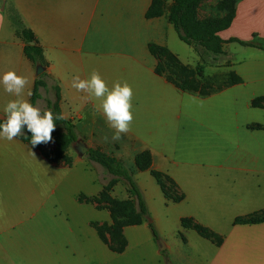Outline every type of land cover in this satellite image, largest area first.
<instances>
[{"label": "crops", "instance_id": "obj_1", "mask_svg": "<svg viewBox=\"0 0 264 264\" xmlns=\"http://www.w3.org/2000/svg\"><path fill=\"white\" fill-rule=\"evenodd\" d=\"M152 1L0 0V74L15 71L27 79L23 99L32 103L38 76L18 28L31 30L43 48L50 80L44 89L60 87L61 113L76 126L101 125L114 141L99 101L74 89V76L87 79L96 72L109 88L131 85L133 120L120 134L121 153H108L123 162L125 153L134 164L138 153L150 150L153 166L172 180L166 195L150 171L134 173L150 220L126 226L127 246L116 252L94 226L110 224V211L80 200L104 188L93 171L56 163L20 137L0 139V264H128L147 258L150 264H264V220L236 222L264 211V104L253 105L264 96V49L228 41L253 40L255 34L264 40V0L238 2L231 26L220 33L227 40L222 54L184 42L170 11L147 17ZM150 43L166 46L196 70L192 86L179 91L152 72L157 59ZM15 98L0 86V118ZM154 110L163 111V119ZM102 171L105 179L109 174Z\"/></svg>", "mask_w": 264, "mask_h": 264}, {"label": "trees", "instance_id": "obj_2", "mask_svg": "<svg viewBox=\"0 0 264 264\" xmlns=\"http://www.w3.org/2000/svg\"><path fill=\"white\" fill-rule=\"evenodd\" d=\"M201 1L202 0H174V4L172 6V9L170 10V20L174 24L176 31L184 42L199 43L213 53L222 54L224 53V43H226L227 40H224L221 37L220 33L231 26L236 14V8L235 10H233L229 18L222 24L206 23L202 24L201 26H195L192 23V19L194 18L197 7L201 3ZM157 3H159V0L153 1L146 14L147 17H158L162 15V6L157 5ZM18 33L27 42V45L25 47L27 56L35 63V65L42 64L44 67H46L47 61L44 56L43 48L39 45L34 33L31 30L25 28H18ZM257 36L258 35L255 34L254 39L249 41H244L238 38H230L228 41H237L246 46H253L264 49V40L260 41ZM257 41H260L261 43H256ZM30 42L34 43L31 44ZM157 47L158 46H156L155 48L151 47V49L154 55L159 60L163 59V56L167 55L168 58H172L173 60L180 62L178 58L167 49ZM182 69L184 70L186 76L185 81L182 84V88L187 89L192 86L196 70L188 69L183 64ZM156 70L158 73L163 72L160 63L157 65ZM48 76V73L45 71L36 78L35 88L32 96V104L35 103V101L41 96L40 88L47 86L46 78H48ZM233 78L236 82L240 81L235 73H233ZM54 88L56 90L55 99H47V108L50 112L53 113V116L55 117L56 115H60L62 113L60 109L61 89L58 85H56ZM263 104L264 96L253 101L254 106H261ZM54 123L63 129L64 133H62L61 135H63L62 137L65 139L64 141L67 144H74V142L79 138L76 131V125L71 119L64 117L63 120H56L54 121ZM19 137L25 141L30 142L31 133L24 131ZM36 147L41 149L50 160L54 162L58 161V157L53 156V151L45 150L42 146V143L36 145ZM86 156L90 161L100 165L105 170V172H107L114 178L113 180L122 179L129 186L131 198L128 199H113L109 195L112 182L105 185L103 190L97 196H80L81 201L97 203L98 208H107L110 211L111 224L105 223L101 225L94 223V226L97 229L101 239L106 242L112 250L116 252H122L127 246V239L124 234V228L131 225H139L145 221L150 220L147 204L140 190V187L135 180L134 172L128 166H126L122 160L114 155L108 154L107 152L93 147L89 148ZM152 160L153 158L150 150L141 151L135 157V166L140 171L151 169L153 174L158 177L157 173L152 170ZM166 178L168 183H172V180L169 179L167 175ZM167 189L166 195H168ZM262 220H264V211H262L261 213H254L248 217H240L236 220V222H259ZM183 223L187 225V222L185 220ZM105 227L108 228L112 236L118 237V245H110L106 241L107 239L104 231ZM150 227L155 238L158 239L159 234L152 221H150ZM195 227L202 235L208 238L214 237V233L208 228L198 224H195Z\"/></svg>", "mask_w": 264, "mask_h": 264}, {"label": "rangeland", "instance_id": "obj_3", "mask_svg": "<svg viewBox=\"0 0 264 264\" xmlns=\"http://www.w3.org/2000/svg\"><path fill=\"white\" fill-rule=\"evenodd\" d=\"M239 1L240 0H202L199 6L197 7L194 18L192 19V23L195 26H201L202 24H206V23L207 24H211V23L212 24L213 23L222 24L229 18L233 10H235ZM173 4H174V0H159V3H157V5L162 6L163 13H165L164 11H170L172 9ZM16 25L20 27V24L18 23V21H16ZM156 46L165 48L168 51H170L166 46L159 45L156 43H150L148 45V51L150 52L152 56H154L157 59L156 65L154 63L153 66H151L152 72L156 76L161 77L162 79H165L169 84H172L179 91H183L184 89L182 88V84L184 83L186 76H185L184 70L182 69V64L180 62L173 60L172 58H168L167 55L163 56V59L159 60L154 55L151 49V47L155 48ZM159 63L161 64L162 69H163L162 73H158L156 70L157 65ZM48 65L49 63L47 62V66ZM201 69L202 68H198L197 70L201 71ZM46 80L50 82L49 78H46ZM144 81H147V79L145 78ZM55 94H56V90L54 86H50L47 89H44V87H41L40 88L41 96L35 101V103H33V105L41 109L42 112L49 111L47 108V99H55ZM154 111L156 112L157 119H163L162 118L163 111H159V110H154ZM76 127H77V132L79 134V137L83 138L90 145V147L100 149L107 153L108 151H111V152L119 151L120 152L121 144L119 143V139L114 140V141L110 140V137L107 135V133L104 132V129L106 127H103L101 125L100 126L79 125ZM62 133H64L63 129L55 124V128L53 132L51 133L52 139L47 143H42V146L45 150L53 151V156L58 157V161L56 163H63L66 166H70V167L74 165H78L79 168L84 167L86 170L89 171V175L92 174L90 171H93L95 173V176H97L98 179L104 184V187L108 183L112 182L109 195L113 199L131 198L129 186L124 180L122 179L113 180L114 178L109 175L106 176V178L104 179L105 175L102 171V168L92 163L91 161H89L86 155L80 157L76 149L74 148L73 144H67L64 141L65 139L62 137L63 136L61 135ZM121 155L123 156L122 159L124 160V162L127 163V166H129V168L131 167L130 169L134 173L140 171L135 166V160H134V164L130 163V158H128L125 155V153H122ZM152 170L157 173L159 179L155 174H153L151 169L145 170V171H150V173L156 179H158L157 180L158 184L162 188V191L164 192V194H166V189L168 185L166 173L164 171L156 169V166H153V164H152ZM82 196L86 197L84 194ZM104 231H105V236L107 239L106 241L110 245L114 244L115 246L119 244L117 242L119 240L118 237L112 236L108 228L105 227ZM156 240H157V243L159 244L160 238ZM136 253L137 252L135 251L132 252L130 257L135 258L136 255L134 254ZM127 263L128 264H150L151 261H149L148 258L146 261H137L133 259L131 262H127ZM121 264H124V263L121 262Z\"/></svg>", "mask_w": 264, "mask_h": 264}, {"label": "clouds", "instance_id": "obj_4", "mask_svg": "<svg viewBox=\"0 0 264 264\" xmlns=\"http://www.w3.org/2000/svg\"><path fill=\"white\" fill-rule=\"evenodd\" d=\"M27 84V79L15 71L0 74V86L5 92L16 97L9 100L3 108V117L0 118V139L12 141L27 131L31 133V145L36 146L52 139L54 121L63 120L64 116L60 114L54 117L52 112H42L31 102L23 99ZM71 86L78 92L87 93L89 99L99 101L98 110L115 130L114 140L120 139L121 133L129 131L133 120L131 85L127 82H116L109 88L101 76L93 72L87 79L74 76ZM27 95L31 96V92L28 91Z\"/></svg>", "mask_w": 264, "mask_h": 264}, {"label": "water", "instance_id": "obj_5", "mask_svg": "<svg viewBox=\"0 0 264 264\" xmlns=\"http://www.w3.org/2000/svg\"><path fill=\"white\" fill-rule=\"evenodd\" d=\"M30 43L33 44L34 42H30ZM45 70H46V67H44L42 64H38L36 67L37 76L41 75L43 72H45ZM73 146L76 149L80 157L85 156L90 148L89 144L81 138L77 139L74 142ZM158 245H159L160 250H164L165 247L161 239L159 240ZM167 264H172V263L168 261Z\"/></svg>", "mask_w": 264, "mask_h": 264}]
</instances>
